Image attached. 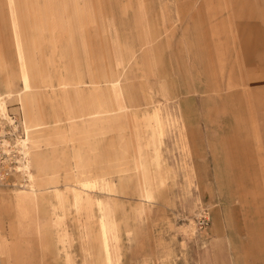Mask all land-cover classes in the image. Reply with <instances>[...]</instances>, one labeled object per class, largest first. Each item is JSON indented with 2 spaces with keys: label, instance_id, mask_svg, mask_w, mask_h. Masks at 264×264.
<instances>
[{
  "label": "rangeland",
  "instance_id": "1",
  "mask_svg": "<svg viewBox=\"0 0 264 264\" xmlns=\"http://www.w3.org/2000/svg\"><path fill=\"white\" fill-rule=\"evenodd\" d=\"M80 5L75 47L59 29L57 47L37 53L46 81L29 91L42 118L32 125L0 0V81L14 76L11 95L0 82V112L25 121L31 156L30 186L0 185V264H264V85L248 63L264 64V0ZM37 154L55 179L36 176Z\"/></svg>",
  "mask_w": 264,
  "mask_h": 264
},
{
  "label": "crops",
  "instance_id": "2",
  "mask_svg": "<svg viewBox=\"0 0 264 264\" xmlns=\"http://www.w3.org/2000/svg\"><path fill=\"white\" fill-rule=\"evenodd\" d=\"M9 1L11 3L12 14L14 15L13 32L15 45L21 60V71L19 72V77L23 82L24 92H26L23 95V101L26 106L29 121L32 125H37L42 121L36 105L38 98L36 93L29 91L33 86L46 81L45 73L43 71L45 67L37 61V53H41L43 43H47L48 41L52 44L54 49L57 47L59 38L57 37L56 32L59 29H64L66 31V48L69 51L73 49L75 47V36L74 29L72 28V22L75 21L80 25L82 24L85 17V8L80 5V0H44L45 3L43 5H41L40 0ZM48 32L51 34V38L49 39H47L48 37L46 36V33ZM248 63L250 67H252L251 83L255 85H264V64L258 65L252 57L248 58ZM103 75L105 77H114V72L111 69H108L103 72ZM25 76L29 79L30 88H26ZM13 77L14 76L8 75L0 81L2 86L7 87V95H11L12 93L11 88L14 83ZM80 78L81 77L77 79L65 77L63 81H61V84L77 85L83 82ZM109 80L113 85H116L119 82L118 77ZM4 107L6 110H4ZM3 110L7 112L6 104H4ZM109 110L110 109H107L106 111ZM100 112L102 111L100 110ZM149 118L154 119L158 127L161 126V117L158 110H155ZM26 147L29 152L27 145ZM30 159L31 156L29 157V160ZM45 161L46 160L42 154L36 155V176H38V178L42 181H44L43 179H55L56 176L54 172H50L47 174L48 176L44 173V171L52 169L53 167L50 164L44 165ZM79 181L83 186H87L90 183V181L84 179H79ZM30 188L29 192L35 191L33 185ZM52 188L57 196L62 195V191L60 189L55 186ZM73 193L76 199L83 198L81 192L77 188H73ZM27 197V195H20L17 200L20 202L29 201L30 198ZM8 200L9 203L12 201L10 199ZM107 226L105 218H102L100 222L101 240L105 261L108 263L112 259V252L108 238ZM258 252H264V248L261 245L258 247Z\"/></svg>",
  "mask_w": 264,
  "mask_h": 264
},
{
  "label": "built area",
  "instance_id": "3",
  "mask_svg": "<svg viewBox=\"0 0 264 264\" xmlns=\"http://www.w3.org/2000/svg\"><path fill=\"white\" fill-rule=\"evenodd\" d=\"M8 117L0 112V185L10 183L27 187L31 183L24 145L28 128L22 118L10 115ZM15 124L20 135H15V130L11 129ZM16 174L20 178L14 179Z\"/></svg>",
  "mask_w": 264,
  "mask_h": 264
},
{
  "label": "bare ground",
  "instance_id": "4",
  "mask_svg": "<svg viewBox=\"0 0 264 264\" xmlns=\"http://www.w3.org/2000/svg\"><path fill=\"white\" fill-rule=\"evenodd\" d=\"M3 106H4V104L2 105V110H3ZM4 110H6L5 107H4ZM4 110H3V112H5ZM6 114H7V112H6ZM24 145H25V144H24ZM25 147H26V145H25ZM25 153H26V155L29 156V153H28L27 147L25 148ZM26 162H27V166L29 167V157L26 159ZM30 177H31V172H30Z\"/></svg>",
  "mask_w": 264,
  "mask_h": 264
}]
</instances>
